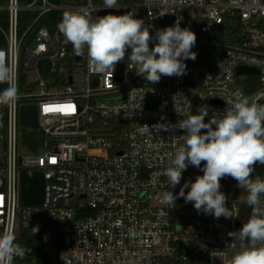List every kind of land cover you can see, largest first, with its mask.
Masks as SVG:
<instances>
[{"label": "built area", "instance_id": "2783aa9c", "mask_svg": "<svg viewBox=\"0 0 264 264\" xmlns=\"http://www.w3.org/2000/svg\"><path fill=\"white\" fill-rule=\"evenodd\" d=\"M129 7L156 28L179 21L195 32L197 56L185 61L186 75L153 84L127 57L120 78L119 63L113 73L90 69L86 53L76 55L57 24L66 10L93 18L103 5L0 0V60L14 69L18 97L0 103V232L18 238L29 228L61 264H230L239 242L228 233L247 222L241 198L222 186L236 217L219 219L182 197L174 206L164 203L166 192L177 194L203 175L189 166L170 189L165 172L182 134L170 126L202 105L209 115L222 112L236 94L264 104V0H135L118 8ZM239 66L257 73L237 74ZM7 87L0 83V91ZM29 104L36 128L19 122L21 106ZM17 125L32 130L22 155ZM22 169L42 173L39 204L21 201ZM22 247L13 264H36L33 248Z\"/></svg>", "mask_w": 264, "mask_h": 264}, {"label": "clouds", "instance_id": "9594fccd", "mask_svg": "<svg viewBox=\"0 0 264 264\" xmlns=\"http://www.w3.org/2000/svg\"><path fill=\"white\" fill-rule=\"evenodd\" d=\"M118 7V0H103L104 9ZM152 27L130 12H109L93 19L86 10H66L57 24L75 54L86 53L88 65L96 73H113L127 57L136 74L153 84L162 77L186 75L185 61H195L197 56L192 51L197 40L195 32L181 27L179 21L154 33ZM13 78V67L0 60V83L9 82V87L0 91V103L11 104L18 98L17 89L11 85ZM228 105L224 111L214 112L207 122L209 109L202 105L195 114L170 126L182 130L175 138L179 147L165 172L170 189L180 184L189 166L200 169L203 175L185 181L177 194L166 192L163 199L174 206L182 197L198 213L216 219L233 218L236 203L229 207L228 197L221 191V180L233 178L237 187L247 192L244 202L252 215L238 231L228 233L232 241L239 242L238 246L233 243L230 264H264V180L252 179L253 166L257 162L264 165V104L236 94ZM24 254L12 231L0 232V264H13L14 258Z\"/></svg>", "mask_w": 264, "mask_h": 264}, {"label": "water", "instance_id": "95a60500", "mask_svg": "<svg viewBox=\"0 0 264 264\" xmlns=\"http://www.w3.org/2000/svg\"><path fill=\"white\" fill-rule=\"evenodd\" d=\"M109 12L113 14H124L126 11L123 8H116V9H104L100 8L97 13L96 17L106 15ZM123 64H118V78L121 76ZM237 74H256L257 70L253 67H246V66H239L236 69ZM150 99L147 105H150ZM211 117H205V122ZM37 117H36V107L33 104L29 105H22L20 108V116L19 122L23 126H28L31 128L37 127ZM204 163V162H203ZM254 172L252 173V179H259V175L261 173V164L257 162L254 166ZM43 176L40 171H35L31 169H22L20 171V196L21 201L24 204L35 205L39 204L42 200L43 195ZM223 188L228 189L226 184H222ZM252 215V209L248 206V213H247V221L249 217Z\"/></svg>", "mask_w": 264, "mask_h": 264}, {"label": "trees", "instance_id": "16d2710c", "mask_svg": "<svg viewBox=\"0 0 264 264\" xmlns=\"http://www.w3.org/2000/svg\"><path fill=\"white\" fill-rule=\"evenodd\" d=\"M126 1H135V0H126ZM137 18L142 19L145 22V25L151 26L147 20L144 18L143 13L139 12L136 16ZM150 29L153 33L155 29H157L154 25ZM152 45H150L151 47ZM229 177L223 178L221 180V184H226L228 187ZM247 197V192L245 191V198L240 202V209L242 216L247 220L248 213V205L244 202ZM17 242L21 244V246H27L33 248L35 252V261L36 264H61L56 261L55 254L53 250L45 243V241L37 235H34L29 228H21L19 229V237L17 238Z\"/></svg>", "mask_w": 264, "mask_h": 264}, {"label": "rangeland", "instance_id": "374dc122", "mask_svg": "<svg viewBox=\"0 0 264 264\" xmlns=\"http://www.w3.org/2000/svg\"><path fill=\"white\" fill-rule=\"evenodd\" d=\"M60 2H67L69 0H59ZM75 3H83L85 0H70ZM91 4L95 6H102L103 5V0H90ZM126 0H118V4H123L125 3ZM100 8L96 9L93 13V19L96 18V13ZM126 13H132L136 16V13L138 11V8L136 7H129L127 9L123 8ZM239 77V76H238ZM242 77L240 76L239 79ZM32 132L27 127H21L20 125H17L16 128V147H17V155H22L27 152H29L26 148V146L30 143V138L29 135ZM228 192L230 196H236L241 198V200H244L245 198V191L241 190L239 187H237V182L233 178L229 177V182H228ZM243 220H245V217H243Z\"/></svg>", "mask_w": 264, "mask_h": 264}, {"label": "snow or ice", "instance_id": "6c2138e0", "mask_svg": "<svg viewBox=\"0 0 264 264\" xmlns=\"http://www.w3.org/2000/svg\"><path fill=\"white\" fill-rule=\"evenodd\" d=\"M61 107H72V106H61Z\"/></svg>", "mask_w": 264, "mask_h": 264}]
</instances>
